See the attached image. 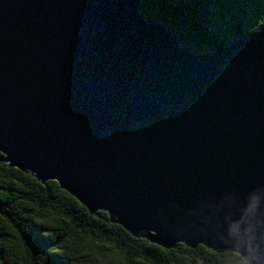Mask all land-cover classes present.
I'll list each match as a JSON object with an SVG mask.
<instances>
[{"label": "water", "instance_id": "water-1", "mask_svg": "<svg viewBox=\"0 0 264 264\" xmlns=\"http://www.w3.org/2000/svg\"><path fill=\"white\" fill-rule=\"evenodd\" d=\"M144 0H0V162L163 248L264 264V23L196 53Z\"/></svg>", "mask_w": 264, "mask_h": 264}, {"label": "trees", "instance_id": "trees-1", "mask_svg": "<svg viewBox=\"0 0 264 264\" xmlns=\"http://www.w3.org/2000/svg\"><path fill=\"white\" fill-rule=\"evenodd\" d=\"M196 53L230 45L264 23V0H144ZM0 264H248L239 254L177 243L167 249L135 237L105 211L91 214L55 180L0 162Z\"/></svg>", "mask_w": 264, "mask_h": 264}]
</instances>
